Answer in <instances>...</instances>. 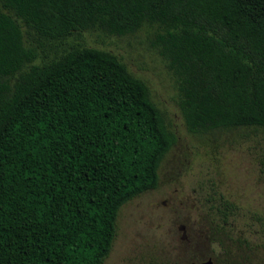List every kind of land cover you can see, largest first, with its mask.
<instances>
[{
	"label": "trees",
	"instance_id": "16d2710c",
	"mask_svg": "<svg viewBox=\"0 0 264 264\" xmlns=\"http://www.w3.org/2000/svg\"><path fill=\"white\" fill-rule=\"evenodd\" d=\"M143 28L189 132L264 129V0H0V264H103L122 206L158 187L176 132L144 79L81 40ZM214 193L225 247L236 206ZM226 255L209 257L243 264Z\"/></svg>",
	"mask_w": 264,
	"mask_h": 264
},
{
	"label": "rangeland",
	"instance_id": "374dc122",
	"mask_svg": "<svg viewBox=\"0 0 264 264\" xmlns=\"http://www.w3.org/2000/svg\"><path fill=\"white\" fill-rule=\"evenodd\" d=\"M81 40L116 53L144 79L177 135L158 187L122 206L103 264H191L212 253L224 260L226 250L243 264H264V129L189 132L175 77L152 46L149 29L124 36L84 32ZM217 190L236 206L227 225L231 231L222 238L225 247L208 238L207 199Z\"/></svg>",
	"mask_w": 264,
	"mask_h": 264
},
{
	"label": "water",
	"instance_id": "95a60500",
	"mask_svg": "<svg viewBox=\"0 0 264 264\" xmlns=\"http://www.w3.org/2000/svg\"><path fill=\"white\" fill-rule=\"evenodd\" d=\"M192 264H215L214 260L212 258H209L207 260H204L200 263H192Z\"/></svg>",
	"mask_w": 264,
	"mask_h": 264
}]
</instances>
